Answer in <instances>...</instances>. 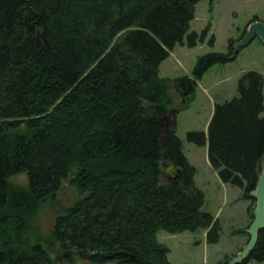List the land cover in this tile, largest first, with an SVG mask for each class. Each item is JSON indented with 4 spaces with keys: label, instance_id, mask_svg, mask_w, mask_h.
Listing matches in <instances>:
<instances>
[{
    "label": "trees",
    "instance_id": "1",
    "mask_svg": "<svg viewBox=\"0 0 264 264\" xmlns=\"http://www.w3.org/2000/svg\"><path fill=\"white\" fill-rule=\"evenodd\" d=\"M199 1L0 0V264H57L50 244L64 256L94 253L91 264H171L159 232L204 231L208 245L219 242L171 92L188 104L197 81L238 50L229 40L227 54L198 58L193 78L159 77L176 45L206 36L209 27L188 33ZM263 87L261 74L244 73L236 95L214 105L207 133L186 134L242 200L255 201L264 160ZM18 175L26 187L10 182ZM63 184L77 199L48 241L26 246ZM249 262L264 263V228L240 264Z\"/></svg>",
    "mask_w": 264,
    "mask_h": 264
},
{
    "label": "rangeland",
    "instance_id": "2",
    "mask_svg": "<svg viewBox=\"0 0 264 264\" xmlns=\"http://www.w3.org/2000/svg\"><path fill=\"white\" fill-rule=\"evenodd\" d=\"M253 21L264 24V0H200L195 6L188 33L200 35L209 27L206 36L193 48L188 47L186 39L182 45H176L161 63L159 77L193 78L198 58L211 53L227 54L229 40H233L236 50ZM249 71L258 72L264 79V44L259 38L238 49L233 62L210 67L197 81L195 94L188 104L181 100L178 91L171 92L175 107L181 110L176 117V134L182 142L185 157L195 168L194 183L204 194V210L218 219L221 226L220 240L215 245L206 243L204 231L175 235L159 232L157 240L169 249L168 261L171 264H222L225 260H230V263L249 242L247 231L255 219L256 199L242 200L238 189L222 184L211 167L206 168L207 146L198 147L186 139L188 132L207 133L214 105L233 98L239 78ZM10 182L24 188L27 179L25 175H18ZM76 199L75 190L63 184L54 200L41 206L36 213L31 233L26 237V246L44 239L48 241L56 216L61 215ZM52 206L58 209V213L52 210ZM47 249H50V256L57 264H90L85 257L62 255L55 245L50 244Z\"/></svg>",
    "mask_w": 264,
    "mask_h": 264
},
{
    "label": "water",
    "instance_id": "3",
    "mask_svg": "<svg viewBox=\"0 0 264 264\" xmlns=\"http://www.w3.org/2000/svg\"><path fill=\"white\" fill-rule=\"evenodd\" d=\"M254 38H259L261 42L264 44V24L260 21H253L251 22L246 30V33L242 40L240 41L238 49L243 47L244 45L248 44ZM169 118L165 117L161 121V125L163 129H165L168 125ZM252 196L256 199V209H255V219L247 231L248 235L250 236L249 242L247 246L243 249V251L239 254V256L232 259L229 264H240L242 261L246 259L250 251L253 249L256 241L258 232L264 228V160L261 164V175L259 177L257 186L255 191L252 193ZM55 213H58V209L54 206L51 207ZM75 255L80 257H85L90 259L94 253H87V252H79ZM129 256V255H128ZM129 258L134 259V256H129Z\"/></svg>",
    "mask_w": 264,
    "mask_h": 264
},
{
    "label": "crops",
    "instance_id": "4",
    "mask_svg": "<svg viewBox=\"0 0 264 264\" xmlns=\"http://www.w3.org/2000/svg\"><path fill=\"white\" fill-rule=\"evenodd\" d=\"M179 93V92H178ZM179 97L181 98V100H183V98H182V96H181V93H179ZM193 166V165H192ZM194 167V166H193ZM206 168H209L210 169V165H209V163H208V160H207V166H206ZM214 173V172H213ZM216 173V172H215ZM216 175V174H215ZM217 176V175H216ZM217 179H218V177H217Z\"/></svg>",
    "mask_w": 264,
    "mask_h": 264
},
{
    "label": "flooded vegetation",
    "instance_id": "5",
    "mask_svg": "<svg viewBox=\"0 0 264 264\" xmlns=\"http://www.w3.org/2000/svg\"><path fill=\"white\" fill-rule=\"evenodd\" d=\"M57 252H55L54 254H56ZM90 262V261H89ZM91 264V263H90Z\"/></svg>",
    "mask_w": 264,
    "mask_h": 264
}]
</instances>
